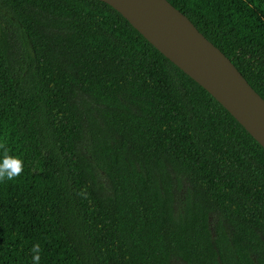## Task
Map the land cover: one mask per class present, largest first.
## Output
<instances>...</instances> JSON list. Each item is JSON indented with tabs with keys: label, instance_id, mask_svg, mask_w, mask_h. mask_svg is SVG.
<instances>
[{
	"label": "trees",
	"instance_id": "1",
	"mask_svg": "<svg viewBox=\"0 0 264 264\" xmlns=\"http://www.w3.org/2000/svg\"><path fill=\"white\" fill-rule=\"evenodd\" d=\"M168 1L264 99V0ZM0 145V264H264V148L102 0H0Z\"/></svg>",
	"mask_w": 264,
	"mask_h": 264
},
{
	"label": "water",
	"instance_id": "2",
	"mask_svg": "<svg viewBox=\"0 0 264 264\" xmlns=\"http://www.w3.org/2000/svg\"><path fill=\"white\" fill-rule=\"evenodd\" d=\"M206 89L264 148V99L168 0H102Z\"/></svg>",
	"mask_w": 264,
	"mask_h": 264
},
{
	"label": "clouds",
	"instance_id": "3",
	"mask_svg": "<svg viewBox=\"0 0 264 264\" xmlns=\"http://www.w3.org/2000/svg\"><path fill=\"white\" fill-rule=\"evenodd\" d=\"M0 148H4L3 145H0ZM23 171L22 161L15 156L9 155L6 148L0 152V181H11L14 178L20 176ZM40 245L33 244L31 252L33 254V264H39V253Z\"/></svg>",
	"mask_w": 264,
	"mask_h": 264
}]
</instances>
